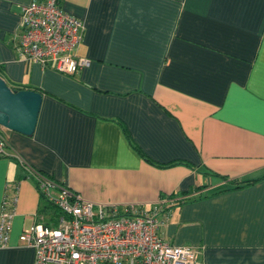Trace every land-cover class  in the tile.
Wrapping results in <instances>:
<instances>
[{
    "label": "crops",
    "instance_id": "crops-1",
    "mask_svg": "<svg viewBox=\"0 0 264 264\" xmlns=\"http://www.w3.org/2000/svg\"><path fill=\"white\" fill-rule=\"evenodd\" d=\"M42 1L0 0V78L41 95L31 137L0 128V202L16 196L0 264H32L19 234L54 225L41 176L158 206V236L201 264H264V0H57L83 25L74 75L17 57L19 6Z\"/></svg>",
    "mask_w": 264,
    "mask_h": 264
},
{
    "label": "built area",
    "instance_id": "built-area-1",
    "mask_svg": "<svg viewBox=\"0 0 264 264\" xmlns=\"http://www.w3.org/2000/svg\"><path fill=\"white\" fill-rule=\"evenodd\" d=\"M19 31L15 52L24 62H34L64 75L77 74L88 61L73 55L81 41L82 22L63 12L57 0L19 6ZM5 139L0 134V157ZM40 195L59 212L56 225L33 224L18 241L33 250L32 264H201L198 250L170 245L157 234L158 206L146 210L134 204H92L66 187L39 177ZM16 201L3 193L0 202V247L9 237Z\"/></svg>",
    "mask_w": 264,
    "mask_h": 264
},
{
    "label": "water",
    "instance_id": "water-1",
    "mask_svg": "<svg viewBox=\"0 0 264 264\" xmlns=\"http://www.w3.org/2000/svg\"><path fill=\"white\" fill-rule=\"evenodd\" d=\"M41 103L34 90H11L0 78V128L31 137Z\"/></svg>",
    "mask_w": 264,
    "mask_h": 264
},
{
    "label": "trees",
    "instance_id": "trees-1",
    "mask_svg": "<svg viewBox=\"0 0 264 264\" xmlns=\"http://www.w3.org/2000/svg\"><path fill=\"white\" fill-rule=\"evenodd\" d=\"M11 90H15V89H11ZM137 153L139 154L140 157H143L142 154L137 151ZM42 178H45L44 176H41ZM48 179V178H47ZM50 180V179H48ZM51 181V180H50ZM255 180H242V181H236V182H233L232 183V188H241V187H245V186H249L251 185L252 183H254ZM231 189V188H230ZM227 189H223V191H226ZM42 197V196H41ZM45 200V199H44ZM46 201V200H45ZM47 202V201H46ZM49 206H52L54 209H55V215H54V225L50 226V225H46L44 224L45 226H48V227H54L56 225V218L59 216V212L58 210L55 208V206H53L52 204H50L49 202H47ZM43 225V224H42Z\"/></svg>",
    "mask_w": 264,
    "mask_h": 264
}]
</instances>
